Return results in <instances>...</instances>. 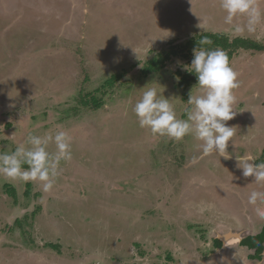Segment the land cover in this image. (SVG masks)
I'll return each mask as SVG.
<instances>
[{
    "label": "rangeland",
    "instance_id": "1",
    "mask_svg": "<svg viewBox=\"0 0 264 264\" xmlns=\"http://www.w3.org/2000/svg\"><path fill=\"white\" fill-rule=\"evenodd\" d=\"M225 15L220 0H0V153L30 133L72 137V159L61 161L51 192L0 176V264H264V251L246 263L243 255L254 256L244 249L213 243L264 223L254 211L264 203H248L264 184L245 178L236 160L251 153L259 163L264 150V50L229 60L239 73L236 115L226 122L235 130L230 159L213 153L193 164L201 141L153 135L133 111L155 87L187 118L190 92H201L179 85L193 59L179 49L190 37L219 31L264 45V20L237 35ZM171 48L178 54L159 72L143 74ZM87 93L98 109L78 103Z\"/></svg>",
    "mask_w": 264,
    "mask_h": 264
},
{
    "label": "clouds",
    "instance_id": "2",
    "mask_svg": "<svg viewBox=\"0 0 264 264\" xmlns=\"http://www.w3.org/2000/svg\"><path fill=\"white\" fill-rule=\"evenodd\" d=\"M220 8L226 13L224 23L231 27L233 34L253 33L264 20V9L259 7L257 0H220ZM241 17L244 23L236 22ZM209 44L211 41L206 38L199 41L193 49L190 65L185 68L195 73L196 85L201 90L200 94L190 92L184 109L186 119L178 118L174 104L155 87L146 88L133 109L139 126L149 129L153 135L176 142L194 135L201 141V153L193 157V164L213 153L230 159L229 142L234 144L235 130L226 122L236 115L234 89L239 87V73L230 65L225 51L204 47ZM50 143L55 144V153L48 151ZM71 159L72 137L66 131L57 130L54 134L49 132L42 136L30 133L14 151L0 153V176L9 180L39 182L44 192H51L62 172L61 161ZM257 159L251 153L236 155L237 167L242 169L245 178L251 176L257 184H264V162L253 163ZM257 201L264 203V191L252 190L248 194L249 204L256 206ZM254 211L264 219V207L256 206ZM252 255L255 260V254Z\"/></svg>",
    "mask_w": 264,
    "mask_h": 264
},
{
    "label": "trees",
    "instance_id": "3",
    "mask_svg": "<svg viewBox=\"0 0 264 264\" xmlns=\"http://www.w3.org/2000/svg\"><path fill=\"white\" fill-rule=\"evenodd\" d=\"M205 38L207 40H210L211 44L205 45L204 47L211 49H216V48L222 49L223 51L226 52L229 60H231L240 49L252 50V51L264 50L263 44L255 42L250 38L234 37L230 39L227 35L219 31H213V32L208 31L197 34L196 36H192L186 41L185 46L181 47L179 50L182 51V49L187 48L188 52L187 53L184 52L182 55L188 58L193 57V53H192L193 49L198 45L199 41ZM177 54L178 52L174 48H171L170 50L167 51L159 52L157 55H154L147 61L146 66L142 68L143 74L148 75L149 73L159 72L163 68L165 62L169 60L170 56ZM116 79L117 76L112 75L105 81L104 85H112ZM194 84H197V77L195 73L189 71L185 72L182 75L181 80L179 82V85H182V87H187ZM78 103L85 108L87 107L94 110L98 109L101 106L100 101L96 98L95 95H91V93H87L85 96H80ZM259 162H264V150L261 152ZM8 191H11V195L13 197L15 196V192L13 188H11ZM32 213H33L32 215H34V212ZM15 222L17 223V220ZM243 241H242L243 245L249 246L250 248L255 247L257 249V253L264 250V224L261 231L257 235H255L254 237L249 236L247 238H244ZM213 243L218 247L220 246L221 242L219 239L216 238L214 239ZM50 246L52 248L55 247L57 248V246H55L54 244H50ZM167 258L170 257L168 256Z\"/></svg>",
    "mask_w": 264,
    "mask_h": 264
},
{
    "label": "crops",
    "instance_id": "4",
    "mask_svg": "<svg viewBox=\"0 0 264 264\" xmlns=\"http://www.w3.org/2000/svg\"><path fill=\"white\" fill-rule=\"evenodd\" d=\"M263 105H264V103H263ZM249 218V222H248V225H249V228H251L252 226V224L255 222V219L254 218H252V217H248ZM256 223V222H255ZM264 224V223H263ZM262 224V225H263ZM260 229H261V227L259 228V230H257V231H252V229L250 230V231H252L253 232V234L254 233H257V232H259L260 231ZM233 235H235V237H234V239H232L231 241H227V242H224V240H221V241H223V245H222V248H223V250H227V248L229 247V246H235V247H239V248H242V250L244 249V251L246 252V253H253V249L255 248H250L249 246H246V245H244V247L242 246H240V244H241V241H242V239H243V236L241 235V234H236V233H234ZM238 235V236H237ZM237 244V245H236ZM230 248V247H229ZM228 248V249H229ZM246 258H244V260H245ZM247 260V259H246ZM246 260H245V262H246ZM249 260V259H248ZM247 260V261H248ZM244 262V263H245ZM247 263V262H246Z\"/></svg>",
    "mask_w": 264,
    "mask_h": 264
},
{
    "label": "flooded vegetation",
    "instance_id": "5",
    "mask_svg": "<svg viewBox=\"0 0 264 264\" xmlns=\"http://www.w3.org/2000/svg\"><path fill=\"white\" fill-rule=\"evenodd\" d=\"M257 234H258V232L253 234L252 231H250V232L248 231V232L243 236V240H244V238H247V237H249V236H253V237H254V236L257 235ZM243 240H242V241H243ZM242 241H241L240 246H241V247H242V246L244 247V245L242 244ZM220 242H221V243H220V247H222L223 242H222V241H220ZM263 251H264V250H262L261 252L257 253V249L255 248L252 254H255V259H257V257H256L257 255H259V256H261V257L263 256ZM250 254H251V253H250ZM243 257L246 258L247 260L249 259V260L247 261V263H251V262H252V257H251V256H244V255H243ZM261 257H260V258H261ZM260 258H259L258 260H261ZM246 259H245V260H246ZM262 260H263V259H262Z\"/></svg>",
    "mask_w": 264,
    "mask_h": 264
},
{
    "label": "water",
    "instance_id": "6",
    "mask_svg": "<svg viewBox=\"0 0 264 264\" xmlns=\"http://www.w3.org/2000/svg\"><path fill=\"white\" fill-rule=\"evenodd\" d=\"M232 237H235V235H232ZM228 238H229L228 236L227 237H223L224 240H228ZM221 239H222V237H221Z\"/></svg>",
    "mask_w": 264,
    "mask_h": 264
}]
</instances>
